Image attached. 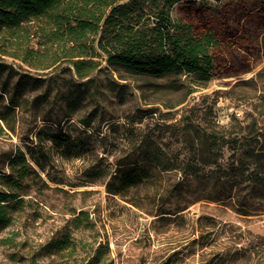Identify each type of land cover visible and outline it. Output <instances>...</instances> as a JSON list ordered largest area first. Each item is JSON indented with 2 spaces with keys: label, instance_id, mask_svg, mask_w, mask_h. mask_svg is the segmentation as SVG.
I'll use <instances>...</instances> for the list:
<instances>
[{
  "label": "rangeland",
  "instance_id": "374dc122",
  "mask_svg": "<svg viewBox=\"0 0 264 264\" xmlns=\"http://www.w3.org/2000/svg\"><path fill=\"white\" fill-rule=\"evenodd\" d=\"M261 2L172 9L217 34L208 81L0 56V264H264ZM137 167L142 184L107 192Z\"/></svg>",
  "mask_w": 264,
  "mask_h": 264
},
{
  "label": "trees",
  "instance_id": "16d2710c",
  "mask_svg": "<svg viewBox=\"0 0 264 264\" xmlns=\"http://www.w3.org/2000/svg\"><path fill=\"white\" fill-rule=\"evenodd\" d=\"M197 1L0 0V56L36 70L64 63L80 79L88 78L100 64L97 59L105 57L109 67L139 76L185 72L208 81L218 69L217 34L171 14L176 5L192 9ZM259 17L264 24V0ZM7 68L0 62V70ZM16 161L10 160L11 170ZM20 165L26 170L23 155ZM138 168H121L118 185L107 183V192L116 195L142 184L148 171ZM3 208L0 226L10 220Z\"/></svg>",
  "mask_w": 264,
  "mask_h": 264
}]
</instances>
